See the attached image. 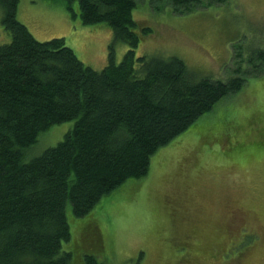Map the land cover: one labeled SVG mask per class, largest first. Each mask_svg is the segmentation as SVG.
Listing matches in <instances>:
<instances>
[{
	"label": "trees",
	"instance_id": "1",
	"mask_svg": "<svg viewBox=\"0 0 264 264\" xmlns=\"http://www.w3.org/2000/svg\"><path fill=\"white\" fill-rule=\"evenodd\" d=\"M74 1L85 25L107 23L128 44L120 62L110 44L105 67L85 64L64 37H35L17 17L20 0H0L11 35L0 44V264H73L63 248L72 238L69 204L82 217L146 175L155 152L240 91L249 74H264L260 46L240 45L226 79L200 76L178 56L137 55L138 0H65L73 15ZM226 1L151 0L179 13ZM70 120L62 140L27 157L41 133ZM84 260L105 264L93 254Z\"/></svg>",
	"mask_w": 264,
	"mask_h": 264
},
{
	"label": "rangeland",
	"instance_id": "2",
	"mask_svg": "<svg viewBox=\"0 0 264 264\" xmlns=\"http://www.w3.org/2000/svg\"><path fill=\"white\" fill-rule=\"evenodd\" d=\"M64 1L20 0L17 17L40 40L64 37L95 69L107 65L110 44L120 62L128 44L115 41L107 23L85 25L78 2L73 15ZM2 15L0 4V44L11 41ZM133 16L137 55L178 56L200 76L226 79L240 45L264 47V0L213 2L185 13L138 0ZM248 77L230 103L155 152L146 175L127 179L82 217L69 204L72 238L63 248L73 252V264H85V254L105 264H264V74ZM74 123L41 133L27 157L56 145Z\"/></svg>",
	"mask_w": 264,
	"mask_h": 264
},
{
	"label": "crops",
	"instance_id": "3",
	"mask_svg": "<svg viewBox=\"0 0 264 264\" xmlns=\"http://www.w3.org/2000/svg\"><path fill=\"white\" fill-rule=\"evenodd\" d=\"M231 97H233V96H231ZM231 97H226L225 99H223V100L217 105V107H219V106H221L222 104H225V103H230V98H231ZM231 103H232V102H231ZM227 105H228V104H226L224 107H227ZM228 106H230V104H229ZM217 107L215 108V111H216ZM226 110H227V109H226Z\"/></svg>",
	"mask_w": 264,
	"mask_h": 264
}]
</instances>
